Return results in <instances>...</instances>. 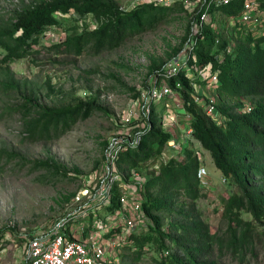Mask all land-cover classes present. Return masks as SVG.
Wrapping results in <instances>:
<instances>
[{
  "label": "trees",
  "instance_id": "1",
  "mask_svg": "<svg viewBox=\"0 0 264 264\" xmlns=\"http://www.w3.org/2000/svg\"><path fill=\"white\" fill-rule=\"evenodd\" d=\"M241 9L242 0H233L215 12L232 16ZM174 11L186 9L179 3L144 2L125 9L117 0H33L14 10L12 18H0V101L5 98L2 112L4 115L21 114L25 138L49 141L61 137L79 120L102 109L96 98L59 106L44 104L34 94V89L23 88L24 82L12 70L15 60L40 52L36 47L45 29L61 25L57 15L73 14L84 26V29L75 26L54 46L60 52L79 56L88 49L95 54L115 49L129 38L156 28ZM196 15L194 13L188 22V38ZM216 37L208 25L198 31L194 36L197 43L188 54L187 64L193 65L196 71L213 62L212 70L219 74L220 80L215 89L222 122L191 101L193 88L184 70L167 83L175 88L177 80L182 82L180 95L192 115L194 137L210 152L214 165L232 188L223 202L226 226L213 231L199 211H195L203 192L204 182L199 170L204 163H201L202 153L190 147L184 159L170 157L158 174L152 173L148 178L142 195L144 210L154 226L146 233L132 235L138 250L125 256V264H136L150 251L158 252L150 264H227V258L231 259V264H252L264 249V33L238 36L231 54L223 52L227 36L221 34L219 44ZM183 50L180 44L167 59H154L150 75L158 76ZM219 53L224 54L223 58L216 61L214 57ZM47 87L49 94L62 91L50 80ZM14 92L18 93L21 103L10 101ZM248 104L251 110L244 111ZM157 107L152 106L138 145L120 153V169L127 171L148 158H152L150 163H155L165 150L171 134L163 130ZM2 160L5 164L15 162L20 167L31 165V170L63 168L53 157L31 160L4 146L0 147ZM75 194L76 191L64 196L62 202L71 201ZM11 230L9 225L0 229V238ZM165 250L169 251L167 256L162 254Z\"/></svg>",
  "mask_w": 264,
  "mask_h": 264
},
{
  "label": "rangeland",
  "instance_id": "2",
  "mask_svg": "<svg viewBox=\"0 0 264 264\" xmlns=\"http://www.w3.org/2000/svg\"><path fill=\"white\" fill-rule=\"evenodd\" d=\"M32 1L0 0V18H12L14 10ZM117 1L125 9L134 4V0ZM191 16L186 11H174L156 28L129 38L115 49L104 50L99 54L88 49L78 56L60 52L54 47L75 26L84 29L77 16L59 14L57 17L61 25L45 29L41 43L36 47L40 52L15 60L11 64L16 77L24 82L23 88L30 91L34 89V94L44 104L59 106L79 99L96 98L102 109L79 120L70 131L59 138L33 141L24 137V119L21 114L4 115L1 107L5 98L0 101V147L18 151L31 160L53 157L63 165L59 169L31 170V165L20 167L15 162L5 164L3 160L0 161V229L9 225L14 232L31 231L74 212L76 206L73 199L62 202V198L71 192L76 191L78 194L87 177L96 176L91 184L94 187L99 182L98 177L110 150V142L125 135H135L144 129L142 107L156 81V76L150 75L153 60L167 59L173 48L180 44L184 46V50L179 54L178 60H187L186 51L191 47L187 37ZM213 18L222 34L229 36L230 27L227 25L226 16L215 12ZM93 27L94 24H91V28ZM48 80L62 91L47 93ZM201 90L205 96L214 93L210 85L206 91ZM181 100L178 94L168 96L157 108L160 112L166 108L174 110L175 113L180 112L176 103ZM10 101L21 103L18 93H12ZM175 113L172 117L179 118V124L184 128L186 119ZM190 144L194 151L202 153L203 163L209 167L195 211H199L212 230L217 231L226 226L223 202L229 197L232 188L214 165L210 152L197 141H191ZM163 152V157L167 159L180 155L171 151L168 144ZM151 159L142 161L137 166L138 169L147 173L145 165ZM3 165L4 168L1 169ZM151 175L152 172H149V177ZM123 251L122 261H125V256L133 252L128 248ZM146 254L136 264L152 263L153 256L158 255V252L150 251ZM1 256L4 257V262H12L8 253L2 252ZM227 260V264H231V259ZM252 264H264L263 248L259 258Z\"/></svg>",
  "mask_w": 264,
  "mask_h": 264
},
{
  "label": "built area",
  "instance_id": "3",
  "mask_svg": "<svg viewBox=\"0 0 264 264\" xmlns=\"http://www.w3.org/2000/svg\"><path fill=\"white\" fill-rule=\"evenodd\" d=\"M233 0H134V6L151 2L159 5L179 3L184 6L189 14L196 13L192 23V34L189 37L190 49L186 51L185 62L177 59L169 62L164 70L156 76L155 83L151 86L142 107L144 114V129L135 135L122 136L110 142V150L105 158L99 182L91 186L96 176L87 177L85 185L73 201L76 206L74 212L57 218L46 226L35 227L33 230H21L19 232L7 231L0 238V264H122L123 250H138L134 234L146 233L154 226L152 220L144 210L143 191L149 178V172L158 174L162 164H167V158L161 154L158 161L145 165L147 173L138 167L123 172L118 166V158L121 152L128 148H135L141 138L142 132L147 127L149 115L153 105L165 102L168 96L178 94L183 84L180 80L175 82L172 88L167 80L178 75L184 70L185 75L191 80V101L199 104L208 115L219 121H223L218 113L219 98L215 92V86L220 83L219 74L212 70L213 62L204 68L193 71V65H188V54L193 51L197 43L194 38L198 31L207 25L215 31L216 44L221 42V29L215 23L213 14L217 8L230 4ZM264 0H242V9L238 14L226 16L227 25L230 27L227 35V43L223 46V52L231 54L236 46L237 37L253 33H264ZM222 53L216 54L214 59L220 61ZM161 82V83H160ZM208 85L214 90L211 95H206L201 89L207 90ZM182 98V97H181ZM180 112L166 108L159 112L162 120V128L171 134L168 147L171 151L184 155L191 147V141H197L191 125L192 115L186 110L185 101L176 103ZM248 104L244 111H250ZM182 115L186 119V126L179 124V118L173 114ZM198 142V141H197ZM200 153V151H198ZM177 156L184 159V156ZM162 157V159H161ZM201 163H203L201 159ZM207 176L205 165L201 164L199 177L205 182ZM115 205V208H112ZM8 253L12 262H4L1 253ZM164 256L168 250L162 252Z\"/></svg>",
  "mask_w": 264,
  "mask_h": 264
},
{
  "label": "crops",
  "instance_id": "4",
  "mask_svg": "<svg viewBox=\"0 0 264 264\" xmlns=\"http://www.w3.org/2000/svg\"><path fill=\"white\" fill-rule=\"evenodd\" d=\"M202 161H203V158H202ZM209 169V167H207Z\"/></svg>",
  "mask_w": 264,
  "mask_h": 264
}]
</instances>
